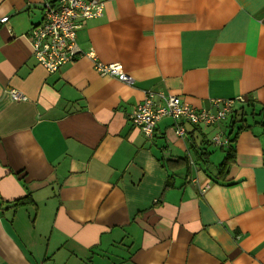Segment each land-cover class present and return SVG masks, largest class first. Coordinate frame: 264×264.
I'll use <instances>...</instances> for the list:
<instances>
[{
  "label": "crops",
  "instance_id": "crops-1",
  "mask_svg": "<svg viewBox=\"0 0 264 264\" xmlns=\"http://www.w3.org/2000/svg\"><path fill=\"white\" fill-rule=\"evenodd\" d=\"M44 1L0 0V264H264V0L108 2L78 45L133 84L87 55L48 72L27 36ZM152 92L235 98L231 149L169 117L146 137L128 116Z\"/></svg>",
  "mask_w": 264,
  "mask_h": 264
},
{
  "label": "built area",
  "instance_id": "built-area-1",
  "mask_svg": "<svg viewBox=\"0 0 264 264\" xmlns=\"http://www.w3.org/2000/svg\"><path fill=\"white\" fill-rule=\"evenodd\" d=\"M101 0H45L43 2L42 21L33 25L27 34L32 47L33 54L38 62L49 72H55L66 63L74 61L81 55H87L93 62L94 69L102 76L119 78L122 81L132 83L133 78L124 71L119 62L106 63L100 60L95 51H84L76 45L72 39L68 41V35L77 34L79 28L83 26L82 20L97 17L99 15H90L89 11L96 9L97 3ZM7 16L1 18V22H6ZM60 52L64 59L59 62L50 60L45 54ZM11 97L14 100H26L27 96L16 89H10ZM152 102V101H151ZM150 102V105H151ZM217 107V113H223L225 116L233 108V100H215L213 102ZM231 104V110L227 106ZM163 106L153 109L154 111L162 109ZM141 106H139L140 110ZM152 108V107H151ZM138 110V111H139ZM137 111V112H138ZM136 113V112H135ZM146 135H152L144 132Z\"/></svg>",
  "mask_w": 264,
  "mask_h": 264
},
{
  "label": "bare ground",
  "instance_id": "bare-ground-1",
  "mask_svg": "<svg viewBox=\"0 0 264 264\" xmlns=\"http://www.w3.org/2000/svg\"><path fill=\"white\" fill-rule=\"evenodd\" d=\"M110 1L112 0H101L100 2L97 3L96 9L94 11H89L88 13L90 15H99L93 18L101 17L105 13L107 3ZM41 8L43 9L42 5ZM70 39H72L73 42L75 43L77 40V34L75 33V35L72 34L68 35L67 40L71 41ZM76 45L78 46V43H76ZM45 56L54 62H59L64 59V55L60 52H52L50 54H45ZM133 81L132 83L129 84H133ZM219 99L220 100L231 99L233 101L235 100V98H226V99L219 98ZM154 100L160 102V104L155 105ZM215 100L218 99H214L213 101L211 100V105L209 108H198L184 101L182 97L177 94H167L163 92L147 93L140 102L134 105V108L131 110L128 119L132 121L133 126L136 127L142 134H144V132L151 133L152 135L150 136L144 134L146 137L151 138L153 135L155 136V134L157 133L159 121L165 117H169L172 121V128L177 138L181 140L189 141L190 136H189V131L187 129V125H191L196 129L197 128L204 129L205 130L204 135L208 142L215 143L221 146L222 148L227 147L226 149L230 150L231 139L228 136V131H226V129H228L229 126L228 127L226 125L223 126V124L227 123L228 116L232 111L231 104L227 106V109L231 111L228 112V114L225 116L223 113H217V107L213 103ZM234 105L235 104H233V107ZM139 106H141L140 110H139ZM161 106H163L162 109L157 111L153 110ZM243 125L246 126V124ZM197 151L199 153H203V152L210 153L209 151L203 149L201 151L199 148ZM187 158L193 169L198 170L197 167H201V164H198L191 154H188ZM206 161H209V158H207ZM155 201L157 202L158 199H156Z\"/></svg>",
  "mask_w": 264,
  "mask_h": 264
},
{
  "label": "rangeland",
  "instance_id": "rangeland-1",
  "mask_svg": "<svg viewBox=\"0 0 264 264\" xmlns=\"http://www.w3.org/2000/svg\"><path fill=\"white\" fill-rule=\"evenodd\" d=\"M234 104H235V100H234ZM214 146H215V145H211V146H210V149H211V151L213 150V151H212V152H213L212 155H213V158L216 160V159H217V156H216V155H217V152H221V148L218 147V146H217V147H216V146L214 147Z\"/></svg>",
  "mask_w": 264,
  "mask_h": 264
},
{
  "label": "trees",
  "instance_id": "trees-1",
  "mask_svg": "<svg viewBox=\"0 0 264 264\" xmlns=\"http://www.w3.org/2000/svg\"><path fill=\"white\" fill-rule=\"evenodd\" d=\"M57 0H54V2H56ZM242 127H244V125H242L240 128H242ZM154 136V135H153ZM153 136L151 137V138H153ZM205 155H208L209 156V153L208 152H203V153H199L198 154V157L199 158H203L204 160L203 161H206L207 160V156H205ZM224 164L222 163L221 164V166H223ZM167 185H168V183H167Z\"/></svg>",
  "mask_w": 264,
  "mask_h": 264
}]
</instances>
